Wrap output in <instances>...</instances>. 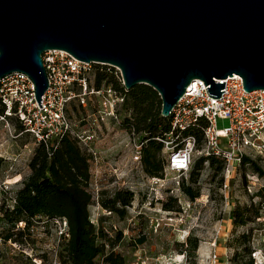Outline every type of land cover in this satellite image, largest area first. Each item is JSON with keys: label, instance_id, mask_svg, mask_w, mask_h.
<instances>
[{"label": "rangeland", "instance_id": "1", "mask_svg": "<svg viewBox=\"0 0 264 264\" xmlns=\"http://www.w3.org/2000/svg\"><path fill=\"white\" fill-rule=\"evenodd\" d=\"M123 104L117 119L99 127L92 125V107L73 105L68 109L75 131L96 133L89 143L95 155L84 151L90 159L93 200L89 212L97 229L113 239L122 236L115 253L124 258L125 264H264V159L251 158L262 172L251 162L242 163L225 189L218 163L212 166L206 160L193 175L195 162L204 156L201 142L189 172H165L163 182L154 180L136 158L142 155V133L133 135L122 126L131 116ZM17 124L11 119L7 127L0 121V264H66L61 256L66 226L61 219L40 217L26 230L23 241L4 240L9 224L2 218L1 208L14 206L38 147ZM217 125L225 128L230 121L218 119ZM162 158L165 160L163 152ZM183 183L198 190V197L190 199L182 189ZM120 190L134 192L124 217L101 205L103 199ZM166 203L172 210L164 208ZM235 212L246 220L245 224L236 223ZM24 227L25 223H19L13 231ZM246 246L250 254L243 251ZM97 262L107 264L102 256Z\"/></svg>", "mask_w": 264, "mask_h": 264}, {"label": "water", "instance_id": "2", "mask_svg": "<svg viewBox=\"0 0 264 264\" xmlns=\"http://www.w3.org/2000/svg\"><path fill=\"white\" fill-rule=\"evenodd\" d=\"M52 49L152 87L168 118L197 79L215 99L234 74L264 90V0H0V81L27 74L40 107Z\"/></svg>", "mask_w": 264, "mask_h": 264}, {"label": "built area", "instance_id": "3", "mask_svg": "<svg viewBox=\"0 0 264 264\" xmlns=\"http://www.w3.org/2000/svg\"><path fill=\"white\" fill-rule=\"evenodd\" d=\"M43 61L49 88L40 102L42 107L36 99L32 79L23 72H14L0 81V121L10 127V120L15 119L36 144L43 143L49 149L56 148L67 136L76 139L88 155H95L89 143L96 133L85 135L88 131H75L68 109L73 105L84 109L92 107L95 110L92 125L98 127L117 119L124 95L113 85L97 87L96 77L105 68H115L117 80L125 87L121 69L110 64L85 62L57 49L46 51ZM222 81H226L222 89L226 92L217 99L209 96L206 88L210 85H205L203 80L192 82L171 112L170 132L159 140L163 143L164 171L185 174L192 167L197 146L196 136L187 132L201 128V152L206 158L222 160L223 187L227 189L245 156L264 159V90L246 91L242 77L236 74ZM203 118L207 121L204 127L200 123ZM218 119H228L230 125L219 128ZM136 158L141 161L140 156ZM153 179L164 181L159 177ZM61 220L67 234V220Z\"/></svg>", "mask_w": 264, "mask_h": 264}, {"label": "trees", "instance_id": "4", "mask_svg": "<svg viewBox=\"0 0 264 264\" xmlns=\"http://www.w3.org/2000/svg\"><path fill=\"white\" fill-rule=\"evenodd\" d=\"M114 70L115 68H105L100 71L96 77V86L113 85L123 93V105L131 111V116L124 119L122 126L133 135L142 133L141 161L144 169L150 176L162 178L165 173V160L162 158L163 143L159 138L170 132V117L162 116V100L155 89L139 84L127 90L117 80ZM200 123L204 127L207 121L203 118ZM17 125L21 128L20 124ZM187 134L195 135L197 144L203 140L201 128L191 129ZM207 159L212 166L218 163V169L223 168L222 160L203 156L195 162L193 175L203 167ZM247 162H251L257 171L262 172L256 162L245 156L243 163ZM29 167L31 172L23 179L14 206L1 208L2 218L9 224L4 240L23 241L26 230L40 217L66 219L68 236L64 234L66 242L61 253L66 264H98L99 256H102L107 264H125L124 258L114 251L122 236L113 239L103 229H97L91 221L89 206L93 196L89 190L90 159L78 141L66 136L52 149L43 143L38 144ZM182 189L190 199L198 197V190L192 186L183 183ZM261 194L264 195V188L261 189ZM133 200V191L120 190L113 197L103 199L101 205L124 217ZM164 208L172 210L168 203ZM235 217L236 223H246L238 212H235ZM19 223H25V227L14 232ZM107 247L110 250H107ZM243 251L251 253L248 246Z\"/></svg>", "mask_w": 264, "mask_h": 264}]
</instances>
